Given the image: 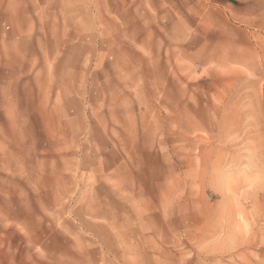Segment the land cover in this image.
I'll return each instance as SVG.
<instances>
[{"label": "rangeland", "instance_id": "1", "mask_svg": "<svg viewBox=\"0 0 264 264\" xmlns=\"http://www.w3.org/2000/svg\"><path fill=\"white\" fill-rule=\"evenodd\" d=\"M218 1L0 0V264H264V0Z\"/></svg>", "mask_w": 264, "mask_h": 264}, {"label": "crops", "instance_id": "2", "mask_svg": "<svg viewBox=\"0 0 264 264\" xmlns=\"http://www.w3.org/2000/svg\"><path fill=\"white\" fill-rule=\"evenodd\" d=\"M234 1H236V0H221L220 2L218 1V3L222 4L225 8H228V7L231 8V7L234 6ZM252 12H253V10L250 9L249 6L246 7V10H245V13H244V18L247 19L248 21H252V19L250 17L252 15ZM255 13H257L256 9H255Z\"/></svg>", "mask_w": 264, "mask_h": 264}]
</instances>
